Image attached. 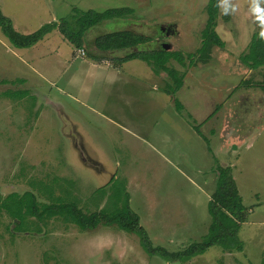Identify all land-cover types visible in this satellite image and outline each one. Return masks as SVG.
<instances>
[{
  "label": "rangeland",
  "instance_id": "obj_1",
  "mask_svg": "<svg viewBox=\"0 0 264 264\" xmlns=\"http://www.w3.org/2000/svg\"><path fill=\"white\" fill-rule=\"evenodd\" d=\"M208 2L0 0V9L22 34L57 26L48 37L53 45L43 41L37 55L15 48L0 28V194L33 192L46 204L74 201L87 214L101 209L111 214L129 194L130 206L154 245L179 251L207 235L218 166H230L248 211L239 233L243 251L213 247L189 262L169 263L150 256L138 235L117 226L82 231L52 218L39 223L37 232V220L31 219L24 225L27 230L19 231L1 212L0 264H262L264 68L251 70L242 56L264 24L251 11L253 0H221L217 32L226 47H214L210 60L199 62ZM115 8L133 13L91 29L83 49L58 30L75 9ZM135 22L148 26L142 29ZM123 30L152 37L155 42L145 50L186 56L185 66L170 62L186 75L174 97L165 90L171 81L167 73L159 89L134 81L133 70L148 68L142 61L126 66L130 80L123 75L118 83L103 84L92 78L91 88L81 61L62 74L75 49L86 58L103 57L119 65L131 51L100 52L95 40ZM43 48L50 49L48 56ZM29 52L32 58H25ZM189 54H194L193 61ZM76 134L84 138L78 139L79 147L86 145L85 154L75 149ZM100 166L104 169L94 170Z\"/></svg>",
  "mask_w": 264,
  "mask_h": 264
},
{
  "label": "trees",
  "instance_id": "obj_2",
  "mask_svg": "<svg viewBox=\"0 0 264 264\" xmlns=\"http://www.w3.org/2000/svg\"><path fill=\"white\" fill-rule=\"evenodd\" d=\"M207 23L202 32V44L197 51L198 61L207 63L212 55L214 47L224 49L225 41L217 32L218 19L221 11V0H209L207 8ZM133 13L129 8L108 9L103 12L95 10L75 9L70 19H64L59 25L60 32L74 44L78 49L86 47V34L93 28L105 22L113 20H124ZM55 24H47L31 34L18 32L10 17L6 16L0 9V28L4 36L17 49L32 48L41 42L46 35L56 29ZM256 32L248 46L247 54L242 56V61L251 70L257 71L264 68V38ZM154 39L143 35L140 31H116L109 32L95 40V47L100 52H116L130 50L132 53L118 60L125 63L130 60L140 59L151 66L156 74L165 72L171 78L165 90L166 93L175 94L183 87L185 73L170 66L171 60L185 66L186 56L179 51L161 49L138 50L142 45L149 44ZM135 50V51H133ZM97 61L103 57L89 56ZM188 59L193 61L194 54H189ZM264 83V79H263ZM264 87V84H263ZM178 109L183 105L175 99ZM198 133L200 130L196 127ZM216 188L209 201L208 210L211 217V224L208 233L202 241L195 242L179 251H169L165 247L155 246L150 238L147 229L142 225L140 215L130 206L129 194L122 204L113 213L106 210H99L87 214L80 209L76 202H65L61 199L49 203H41L33 192H26L23 195L11 193L7 196L0 194V213L5 212L10 216L16 229L27 230L24 225L31 219H35L37 229L40 232L39 223L47 224L52 218H60L66 223L75 224L82 231L94 230L99 225L117 226L128 233L136 234L140 238L141 246L150 256H157L166 262L186 263L197 256L204 255L213 247H221L227 252L243 251L244 243L239 233L242 225L247 221L248 211L243 204L238 186L232 176L230 166H218ZM264 264V259L262 261Z\"/></svg>",
  "mask_w": 264,
  "mask_h": 264
},
{
  "label": "crops",
  "instance_id": "obj_3",
  "mask_svg": "<svg viewBox=\"0 0 264 264\" xmlns=\"http://www.w3.org/2000/svg\"><path fill=\"white\" fill-rule=\"evenodd\" d=\"M135 26L137 27H141L142 29H144L146 27L145 22L141 23V22H135L134 23ZM148 26V25H147ZM28 33V32H27ZM55 33H58L57 31ZM53 33H50L46 38H44L41 42H39L37 45H35L32 48H28V49H32V52H35L36 55L39 52V47L40 46H44L42 45L43 41L44 43H47V41H50L53 45V39L48 38L51 37ZM61 35V34H60ZM46 39V40H45ZM155 42V40H153L151 43ZM66 43V41H65ZM149 43V44H151ZM147 45V44H146ZM146 45H142L138 48V50H145L148 49L146 48ZM49 46V45H48ZM22 50V49H20ZM80 51V50H79ZM135 51V50H133ZM32 52H29L30 54H23L25 58H32ZM43 55H47L48 53H50V49H48L47 51L44 50L42 51ZM81 52H77L76 49L72 52V55L70 56V59L68 61H66L68 64H65V66L63 67V71L62 74L66 73L67 70L71 71V66L77 62V61H81V63H83V65H87V72L85 74V80L86 82H90V85H87L89 88H91V85H94L93 79L92 78H96L98 79V82L101 81L104 83H108L110 84V82L112 83H118L120 78H122V76L124 75V77H128V79L131 77L130 75L126 74V66L130 65L131 63H139L142 60L140 59H134V60H130L128 62L125 63H118L119 65H116V61H107V59H103L102 61H97V60H92L89 59L88 57H84L83 55L80 54ZM132 52H129L127 55L131 54ZM83 54V53H82ZM48 56V55H47ZM84 58V60H80ZM86 58V59H85ZM102 62V63H101ZM144 62V61H142ZM146 63V62H145ZM71 65V66H70ZM76 65V64H75ZM76 68V66L74 67V69ZM134 73V81H138L139 83H148V85L150 84V86L154 87L155 89H159L160 85L159 84H163L162 81H166L165 78V72L160 73V74H156L152 68L148 65L147 69H143L141 67H139L137 70H133ZM63 75H61L62 77ZM84 76V75H83ZM60 77V78H61ZM130 80V79H129ZM71 85H76L73 82H69ZM89 84V83H88ZM144 85V84H143ZM149 86V87H150ZM164 86V85H163ZM184 87V85H183ZM171 96V95H170ZM206 121H209L206 120ZM80 138L82 141L84 140L83 137L80 136V134H76V139ZM83 138V139H82ZM77 145H75V149L78 148L79 152L81 154H85L84 151H86V145L84 146V143L82 142V147H79V139L77 140ZM97 151V149H96ZM99 151V150H98ZM100 152V151H99ZM101 153V152H100ZM104 154V153H103ZM103 166L100 167H96L94 170L96 171V169H102ZM104 169V168H103Z\"/></svg>",
  "mask_w": 264,
  "mask_h": 264
},
{
  "label": "clouds",
  "instance_id": "obj_4",
  "mask_svg": "<svg viewBox=\"0 0 264 264\" xmlns=\"http://www.w3.org/2000/svg\"><path fill=\"white\" fill-rule=\"evenodd\" d=\"M261 3H264V0H253L250 8L251 11L257 13V18L261 20L262 24H264V8L260 7ZM225 11H227V6L225 7ZM260 36L264 38V28H262Z\"/></svg>",
  "mask_w": 264,
  "mask_h": 264
},
{
  "label": "built area",
  "instance_id": "obj_5",
  "mask_svg": "<svg viewBox=\"0 0 264 264\" xmlns=\"http://www.w3.org/2000/svg\"><path fill=\"white\" fill-rule=\"evenodd\" d=\"M83 54H84V52H83Z\"/></svg>",
  "mask_w": 264,
  "mask_h": 264
}]
</instances>
